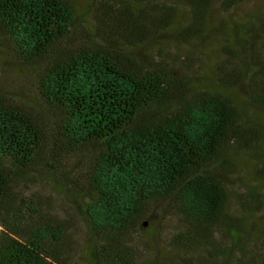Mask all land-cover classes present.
I'll list each match as a JSON object with an SVG mask.
<instances>
[{
  "label": "trees",
  "instance_id": "trees-1",
  "mask_svg": "<svg viewBox=\"0 0 264 264\" xmlns=\"http://www.w3.org/2000/svg\"><path fill=\"white\" fill-rule=\"evenodd\" d=\"M177 3L189 38L212 0H94L85 18L73 0H0V38L37 93L0 84V264H71L82 247L88 264H264V190L228 210L214 170L232 145L264 155V117L243 125L165 59ZM246 29L249 58L225 61L264 109V12Z\"/></svg>",
  "mask_w": 264,
  "mask_h": 264
},
{
  "label": "rangeland",
  "instance_id": "rangeland-1",
  "mask_svg": "<svg viewBox=\"0 0 264 264\" xmlns=\"http://www.w3.org/2000/svg\"><path fill=\"white\" fill-rule=\"evenodd\" d=\"M73 1L85 18L89 3L94 0ZM176 9L174 28L162 37L165 59L180 65L191 89L223 93L239 112L243 125L258 122L263 127L264 109L257 107L250 99L248 71L243 70L242 62L227 65L225 59L229 57L228 50L249 58V45L243 43L242 39H254L256 33L247 31L246 27L262 16L264 0H212L204 23L195 35L191 32L189 38L187 33H180V30L191 20L190 9L182 3H177ZM223 72L231 73V78L224 81ZM34 80L35 70L19 62L11 53L8 43L0 38V84L27 99H33L37 94ZM221 159L225 160L223 169L215 166L214 170L222 172L226 183L228 210L236 209L234 197L243 188L256 184L264 190V155L252 151L243 153L232 145L225 149ZM262 212L264 214V210ZM80 250L71 264H88L83 247Z\"/></svg>",
  "mask_w": 264,
  "mask_h": 264
},
{
  "label": "water",
  "instance_id": "water-1",
  "mask_svg": "<svg viewBox=\"0 0 264 264\" xmlns=\"http://www.w3.org/2000/svg\"><path fill=\"white\" fill-rule=\"evenodd\" d=\"M146 224V222H144Z\"/></svg>",
  "mask_w": 264,
  "mask_h": 264
}]
</instances>
